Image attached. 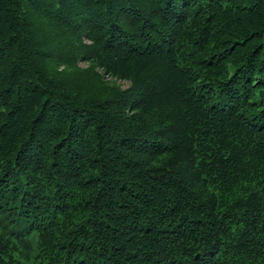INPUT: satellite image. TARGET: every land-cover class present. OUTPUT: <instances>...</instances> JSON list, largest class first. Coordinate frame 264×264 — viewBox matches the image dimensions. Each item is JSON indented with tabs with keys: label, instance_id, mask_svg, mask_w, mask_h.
I'll use <instances>...</instances> for the list:
<instances>
[{
	"label": "trees",
	"instance_id": "1",
	"mask_svg": "<svg viewBox=\"0 0 264 264\" xmlns=\"http://www.w3.org/2000/svg\"><path fill=\"white\" fill-rule=\"evenodd\" d=\"M0 264H264V0H0Z\"/></svg>",
	"mask_w": 264,
	"mask_h": 264
},
{
	"label": "rangeland",
	"instance_id": "2",
	"mask_svg": "<svg viewBox=\"0 0 264 264\" xmlns=\"http://www.w3.org/2000/svg\"><path fill=\"white\" fill-rule=\"evenodd\" d=\"M85 63L83 62V61H80V65H84ZM121 84H122V86H127V84H128V81H126V80H122L121 81Z\"/></svg>",
	"mask_w": 264,
	"mask_h": 264
}]
</instances>
